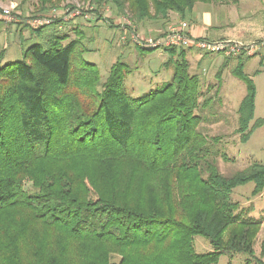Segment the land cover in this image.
Wrapping results in <instances>:
<instances>
[{
  "label": "trees",
  "instance_id": "trees-1",
  "mask_svg": "<svg viewBox=\"0 0 264 264\" xmlns=\"http://www.w3.org/2000/svg\"><path fill=\"white\" fill-rule=\"evenodd\" d=\"M36 1L34 13L55 5ZM81 1L111 3L142 31L151 22L164 30L172 13L184 19L196 2L217 0ZM66 28L32 29H48L46 47L34 43L21 59L1 64L0 53V264H216L224 253H252L258 221L237 214L230 194L246 183L259 194L264 164L219 170L217 137L200 128L211 93L189 72L184 48H164L171 79L134 97L123 86L127 65L116 60L102 80L83 58V30L69 39ZM231 58L230 73L245 84L234 131L246 142L264 119L250 124L256 91L243 72L249 58L224 57L216 91ZM154 184L165 189L160 204ZM198 235L213 250L194 252Z\"/></svg>",
  "mask_w": 264,
  "mask_h": 264
},
{
  "label": "rangeland",
  "instance_id": "rangeland-1",
  "mask_svg": "<svg viewBox=\"0 0 264 264\" xmlns=\"http://www.w3.org/2000/svg\"><path fill=\"white\" fill-rule=\"evenodd\" d=\"M234 1L236 0L198 1L195 4V10L198 13L205 14V18L209 21L208 26L217 29L220 35L223 30L228 29L229 23L238 20L239 14L242 15L248 9L250 11L255 10L254 5L263 6V10L256 9L259 11L255 13L254 21L264 20V0H238L237 3H234ZM36 2V0L26 1L25 3L23 0H0L1 64L21 59L23 49L34 43H39L45 48V32L48 30L41 31V35L33 34L31 32L32 28L28 27L24 22H20V18V21L17 22L8 21L2 15L3 10L9 9L11 15H18V12H20L21 16L26 14L36 16L40 13L48 12L53 7L67 8L79 5L84 10L87 9L89 14L98 13L102 16L106 11H109L112 16V23L109 25L101 21L94 23L93 21L75 19V22H67V28L65 29L69 39L77 37L74 33L75 29L80 30L81 28L83 30L84 38L80 41L86 50L83 53V58L97 65L102 80L105 79L110 65L116 60H120L127 65L123 86L125 91L131 96L140 97L160 87L164 81L171 79L174 66L172 64L164 65L170 58V54L167 51L163 49L141 51L137 49L139 47L133 44L117 45L119 33L116 22L122 15L127 17L128 15L117 12V9L111 3L96 5L81 0H55V5L48 11L34 13L33 5H36ZM12 6L15 7L12 8ZM14 20L16 19L14 18ZM184 20L186 19L184 18ZM76 25L77 27L75 28ZM140 32L145 31L140 30ZM229 36L238 37L233 34H229ZM128 45L130 47L122 48ZM186 53L187 57H191L196 54L200 55L202 52L186 49ZM218 56L220 55L214 54L210 58L207 55L198 66H196L195 60L192 62L188 61V64L189 72L191 74L196 73L199 76L200 90L205 94L211 93L209 94L211 98L209 106L203 110L205 120L201 123L200 128L208 138L217 137L212 142L213 149L216 152L214 156L216 164L222 173L230 175L243 169L253 161L264 164V124L254 129L246 142L240 141V136L234 130L237 124V109L245 94V84L242 80L233 76L229 69H225L221 75V86L216 91L217 87L215 84L217 80L215 73L217 69H214V65L219 60ZM243 57L249 58L245 62L243 72L253 80L256 91L254 116L250 122L252 124L258 118L264 119V56ZM209 86H213L210 91H208ZM223 153L226 154L227 159L222 157ZM155 182L157 181L155 180ZM31 188V182L26 180L25 189L30 190ZM252 189L253 184L246 183L233 188L230 194L231 200L238 203L237 214L245 218L252 217L258 221L256 234L253 239L252 253H235L232 256L224 253L220 255L216 264H228L227 262L230 264H264V253L261 254V244L264 240V189L257 195H252ZM164 192L165 189L160 188V184L153 185L152 194L156 195L158 199H162L158 201V204L164 201ZM192 244L196 253L201 254L213 250L209 241L199 235L193 238ZM118 259L119 256L117 254L110 256L112 262H117Z\"/></svg>",
  "mask_w": 264,
  "mask_h": 264
},
{
  "label": "built area",
  "instance_id": "built-area-1",
  "mask_svg": "<svg viewBox=\"0 0 264 264\" xmlns=\"http://www.w3.org/2000/svg\"><path fill=\"white\" fill-rule=\"evenodd\" d=\"M15 6H12L14 8ZM93 10V9H90ZM2 15L8 21H21L32 29L48 26L51 24L67 23L75 19L85 21H93L94 23L101 21L106 25L111 24V14L106 11L100 16L98 13L89 14L87 9L81 6L75 7H53L48 12L31 16V15H11L9 9L3 10ZM14 18L16 20H14ZM20 18V19H19ZM117 24L118 45L133 44L136 47L144 49H164L167 47H177L184 49L198 50L204 54H216L224 57L234 56H264V37L237 40L231 38H222L217 40L208 39L206 37H195L190 33L188 24L184 20L170 21L166 24L165 29L159 35H146L136 29L135 24L129 17L122 15L119 17Z\"/></svg>",
  "mask_w": 264,
  "mask_h": 264
},
{
  "label": "crops",
  "instance_id": "crops-1",
  "mask_svg": "<svg viewBox=\"0 0 264 264\" xmlns=\"http://www.w3.org/2000/svg\"><path fill=\"white\" fill-rule=\"evenodd\" d=\"M237 2H238V0L234 1V3H237ZM195 6H194L192 12L190 13V15L185 18L186 20L179 18L176 14L172 13L170 15L171 21L184 20L188 24V28L190 30V33L193 36H195V37H206V38L212 39V40H217V39H222V38H231V39H237V40H250V39H256V38L264 37V20L254 21V19L256 17L254 15L256 12L259 11V10L257 11L256 9L259 8V9L263 10V6L259 7V6L254 5V9H255V10H253L254 12L250 11L248 9L242 15L239 14L238 18H237L238 20L236 22L229 23L228 29L223 30L221 35H220V33H218L217 29L208 26L209 21H208V19L205 18V14L196 12ZM243 7L246 8L245 6H243ZM250 12H252V13L250 14ZM142 30L147 31V32L153 31V32L158 33L160 31H163V28H161L157 23L151 22V23L147 24L146 29H142ZM229 34H233V35H236L238 37H230ZM128 47H130V45L123 46L122 48L126 49ZM207 55H209V57L210 56L212 57L214 54L201 53L200 55L196 54V55H193L191 57L190 56L187 57L186 49H184L185 59L189 62H192L195 60V62L197 63L196 66H198L200 64V62L204 59V57H206ZM218 57H219L218 58L219 60H217V63L214 65V69H217V70H218V67L220 66V64L224 60V57L222 55H220ZM236 61H237L236 59L231 58L229 60V63H228V66L226 67V69L231 70L236 65ZM161 81H163V79H161ZM227 263L230 264L229 262H227Z\"/></svg>",
  "mask_w": 264,
  "mask_h": 264
}]
</instances>
